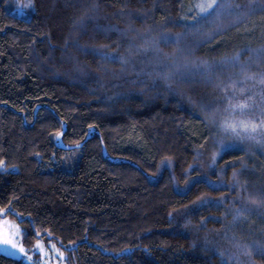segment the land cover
<instances>
[{
  "label": "trees",
  "instance_id": "trees-1",
  "mask_svg": "<svg viewBox=\"0 0 264 264\" xmlns=\"http://www.w3.org/2000/svg\"><path fill=\"white\" fill-rule=\"evenodd\" d=\"M199 2L0 0V207L10 208L0 217L19 223L27 248L54 242L68 264H221L218 250L239 264H264V215L253 211L226 237L232 199L215 203L239 199L234 171L250 190L264 188V154L237 142L210 166L215 126L206 127L187 100L209 103L220 93L190 74L170 89L151 51L123 72L118 63L97 70L91 51L93 38L126 47L150 35L160 38L161 58L180 55L163 39L179 33L181 47L197 57L243 50L254 70L264 69V58L248 51L264 47V39L254 48L249 42L264 0H235L241 9L195 32ZM0 264L28 263L0 253Z\"/></svg>",
  "mask_w": 264,
  "mask_h": 264
},
{
  "label": "snow or ice",
  "instance_id": "snow-or-ice-1",
  "mask_svg": "<svg viewBox=\"0 0 264 264\" xmlns=\"http://www.w3.org/2000/svg\"><path fill=\"white\" fill-rule=\"evenodd\" d=\"M196 16L192 17L195 23L192 26V31L200 32L203 27L202 22H207L210 25L216 24L226 12L232 13L234 10H239L242 5L235 3V0H201L194 5ZM83 23V19L80 24ZM184 34H177L175 37H163L165 40H171L175 44L176 49L180 52L164 53L161 58L160 38L150 35L140 37V42H136L133 38L127 42L125 47L120 40H108L106 37L102 40L93 38L91 41V51L98 57V69L108 71V64L118 63L121 66V71H126L129 66L133 70L136 69L134 60L136 57L146 55L150 51L153 52L157 61L163 64V70L155 69L156 75L166 81L171 89V85L175 83L178 75H197L200 82L211 85L217 90L220 95L211 99L209 103L201 101L197 104L191 96H187L190 104L199 108L202 114V123L207 127L215 126L216 137L213 140L214 151L210 166L216 165V157L228 154V150L235 147L237 142H245L247 151L252 152L255 148L264 154V69L254 70L252 64L253 56H249L248 60L242 59V51H234L231 55H224L219 60L197 57L191 51H186L181 47V40ZM201 35L211 39L215 33L203 32ZM110 41V42H104ZM81 51L87 53L89 48L84 45L77 44ZM221 47L223 44L220 45ZM125 50L120 51L121 48ZM258 61L264 58V47L259 49H248ZM164 61H168L164 63ZM83 70V69H81ZM152 75V72H148ZM135 83V81H133ZM63 127V125H61ZM92 127L91 125L89 126ZM56 135L63 136V132H57ZM81 144L76 143V149H79ZM245 150L241 148V151ZM202 155V153H197ZM235 168V165H229ZM5 169V163L0 160V170ZM224 170H221L223 173ZM190 175V172L188 173ZM231 188L237 191L238 200L232 197L221 196L216 201L217 204H224L228 199H232L231 213L232 220H227L226 211L222 225L224 235L227 237L229 233L243 220H249L250 214L255 211L258 214L264 215V188L252 191L246 181L240 179V173L234 171ZM221 184L228 187L223 180ZM210 186H212L210 184ZM200 199V198H198ZM201 199V203H205ZM239 203V207H237ZM0 207V212L9 211ZM201 223L206 226L204 218ZM9 229V235H0V245L9 246L12 249L23 253L27 257L26 249L22 243H18L13 236L19 237L21 230L18 224H13L8 220H0V232L4 228ZM12 230H15L13 233ZM233 239H235L233 234ZM55 251L63 256V252L55 245H52ZM237 247H241L237 242ZM245 247V254L251 255L250 251ZM37 248L40 253L47 255L42 241H37ZM221 256V264H231L235 258L234 254L227 255L223 250H218ZM264 254V253H262ZM227 255V259H224ZM31 259L30 257H28ZM236 264H239L238 258Z\"/></svg>",
  "mask_w": 264,
  "mask_h": 264
},
{
  "label": "rangeland",
  "instance_id": "rangeland-1",
  "mask_svg": "<svg viewBox=\"0 0 264 264\" xmlns=\"http://www.w3.org/2000/svg\"><path fill=\"white\" fill-rule=\"evenodd\" d=\"M27 7L28 6H25L26 9L23 11V13H20V14L27 15V11H28ZM29 16H30V14L27 17H29ZM261 25H264V16L261 17L258 21H253L251 26H250L251 27L250 28L251 36H250L249 42H251V45H253V48H254V46L256 47V45H258L259 40L263 41V39H264L263 37L261 38V35H262V31L260 30ZM0 220H8V221H11V223H13V224L19 225V223L17 221H15L14 219H12L11 217H0ZM19 227H20V225H19ZM20 230H21V228H20ZM12 232L14 233L15 230H12ZM0 235L8 236L9 235V229L5 227L3 229V232H0ZM13 238L17 239L18 243H22L21 234L19 237L13 236ZM38 241L43 242L44 249L47 252L46 256L40 253L39 249L37 248V242L33 248H27L22 243L24 248L26 249L27 257L23 253H20L16 250L12 249L11 247L5 246V245H0V253L8 255V256L23 259L28 264H68L66 261L65 251L60 246H58L56 243L51 242V241L45 242L42 239H40ZM52 245H55L56 248H59L60 251L63 252V256H60L55 251V249L52 247ZM28 257H30L31 259H29Z\"/></svg>",
  "mask_w": 264,
  "mask_h": 264
},
{
  "label": "water",
  "instance_id": "water-1",
  "mask_svg": "<svg viewBox=\"0 0 264 264\" xmlns=\"http://www.w3.org/2000/svg\"><path fill=\"white\" fill-rule=\"evenodd\" d=\"M2 215L4 216L5 214L3 213Z\"/></svg>",
  "mask_w": 264,
  "mask_h": 264
}]
</instances>
